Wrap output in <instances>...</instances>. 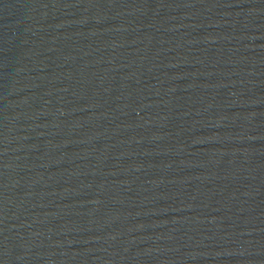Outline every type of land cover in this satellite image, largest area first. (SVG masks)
I'll return each instance as SVG.
<instances>
[{"label":"water","instance_id":"95a60500","mask_svg":"<svg viewBox=\"0 0 264 264\" xmlns=\"http://www.w3.org/2000/svg\"><path fill=\"white\" fill-rule=\"evenodd\" d=\"M0 264H264V0H0Z\"/></svg>","mask_w":264,"mask_h":264}]
</instances>
